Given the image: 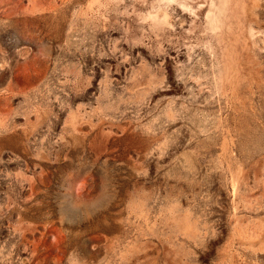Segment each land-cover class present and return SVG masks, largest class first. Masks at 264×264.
<instances>
[{
  "label": "rangeland",
  "instance_id": "rangeland-1",
  "mask_svg": "<svg viewBox=\"0 0 264 264\" xmlns=\"http://www.w3.org/2000/svg\"><path fill=\"white\" fill-rule=\"evenodd\" d=\"M0 264H264V0H0Z\"/></svg>",
  "mask_w": 264,
  "mask_h": 264
}]
</instances>
